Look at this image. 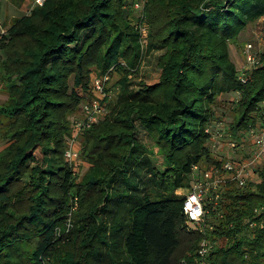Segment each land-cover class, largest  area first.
Here are the masks:
<instances>
[{
    "label": "trees",
    "instance_id": "obj_1",
    "mask_svg": "<svg viewBox=\"0 0 264 264\" xmlns=\"http://www.w3.org/2000/svg\"><path fill=\"white\" fill-rule=\"evenodd\" d=\"M136 1L44 0L0 33L1 264H21L24 245L32 264H264V160L257 179L226 180L216 205L205 202L202 230L186 226L174 193L190 187L193 166L223 161L206 131L220 95L238 93L229 141L264 121V49L244 83L228 50L264 16V0H143L140 17ZM135 23L147 27L144 46ZM115 71L103 117L76 137L90 166L78 180L63 155L68 116L93 96V75ZM142 133L159 149L162 170ZM258 219L262 226L250 228ZM202 240L214 245L201 260Z\"/></svg>",
    "mask_w": 264,
    "mask_h": 264
},
{
    "label": "built area",
    "instance_id": "obj_2",
    "mask_svg": "<svg viewBox=\"0 0 264 264\" xmlns=\"http://www.w3.org/2000/svg\"><path fill=\"white\" fill-rule=\"evenodd\" d=\"M43 1L44 0H33L34 4L37 5H41ZM142 3L143 0H137L132 4V9L136 11L139 17L141 16ZM135 24V27L139 29L141 35V44L144 46L147 42V27L143 23ZM258 53L259 51L254 50L252 42H247L245 44L243 49L245 65L238 69L240 73L237 77L242 83L246 81V75L243 71L259 65ZM108 79V73L100 76H92L90 85L93 96L81 103L79 110L84 113L83 116L71 120V136L67 139L68 144L63 153L65 160L69 163H72L79 155V148L75 144L76 137L91 124L98 122L104 115L105 110L104 105L101 104V100L107 95V93L104 92V82ZM234 95V100L236 101L238 93L235 92ZM261 114H263V112H261ZM218 123L220 122L215 120L206 127V131L210 134V141H214L222 136L221 132L217 130V126H219ZM245 144H249L247 158H243L246 157L245 155L239 156V154H237V152L243 149ZM228 149L231 157H224L225 159L222 161L219 168L215 166H193L191 185L186 189V192L182 194V212L186 217V226L190 229L197 227L199 230H202L205 214L204 204L208 201L216 205L226 180H233L237 186H243L250 178L257 179L254 173V167L264 160V121H259L254 126L250 127L243 134L240 141H230ZM221 173H227L228 176L222 177ZM71 204L69 216L77 206L76 197L72 198ZM254 211L256 215H259L262 212V207L255 208ZM248 225L250 228L255 226L261 227L262 221L260 219L253 220L250 221ZM69 226L70 224L67 223L66 229H68ZM213 245L214 243L202 240L197 249V256L201 258V260L204 259Z\"/></svg>",
    "mask_w": 264,
    "mask_h": 264
},
{
    "label": "rangeland",
    "instance_id": "obj_3",
    "mask_svg": "<svg viewBox=\"0 0 264 264\" xmlns=\"http://www.w3.org/2000/svg\"><path fill=\"white\" fill-rule=\"evenodd\" d=\"M31 6V0H0V33L1 31H4L8 28V26L12 23L14 18L19 17L22 14H27L30 10ZM147 41V38H146ZM247 42H252L254 50L260 51L261 49H264V16L258 18L254 22H251L247 25L245 29L240 31L232 40L228 43V50L231 60L234 62L237 69H240L244 67L245 60H244V54L243 49ZM146 45V44H145ZM154 51L148 50L147 54L144 55L142 65L147 66V71H151L154 65ZM121 76L120 72H112L111 75H109V79L104 82V92L107 93V96H109L111 101L113 100L116 90H117V84L118 80ZM143 76V74H142ZM141 76V77H142ZM137 80H139L137 78ZM6 82L4 80V77L0 75V104H2L5 100L6 96ZM106 90V91H105ZM235 95L234 93H231L230 95L222 94L218 97L217 105L215 106V115L214 119L216 121H219V126H217V130L221 132L222 136L218 139H215L214 141L211 140L209 142V147L212 149V156L215 159H219L218 157H221L220 159L224 160V157L229 158L231 157L228 149L229 144V135L226 133V128L231 120V115L233 114V99ZM103 99V98H102ZM101 104L105 106V103ZM84 113L82 111L78 110L74 113L70 114L68 116L69 122L74 118V115L80 117L83 116ZM71 125V123H70ZM144 128V127H143ZM1 129V127H0ZM1 132V130H0ZM140 140L145 143V146L147 148V152L150 156L151 162L153 166H155L158 170H162L164 168V164L162 163V156L160 155L159 149L152 143V140L150 137L144 136V134L139 135ZM79 140V141H78ZM76 140L75 144L79 148L80 139ZM68 144V142H66ZM6 141L5 139L0 135V150L3 149L5 146ZM240 150V149H239ZM249 150V144L243 146V149L237 152L239 156H246L243 158H247V152ZM233 152V151H230ZM72 168L74 173L77 176V179L79 180L82 177V174L87 171V169L90 167L89 163L82 159L80 155L73 160ZM204 167H210V164L208 163H202ZM186 192V189L184 188H177L175 190V194L178 196H182V194ZM23 250L25 251V255L23 260L21 261V264H32L33 263V257H32V248L28 245L23 246ZM1 264V263H0Z\"/></svg>",
    "mask_w": 264,
    "mask_h": 264
},
{
    "label": "crops",
    "instance_id": "obj_4",
    "mask_svg": "<svg viewBox=\"0 0 264 264\" xmlns=\"http://www.w3.org/2000/svg\"><path fill=\"white\" fill-rule=\"evenodd\" d=\"M2 1V0H1ZM34 6V2H33V0H31V6H30V9L32 8ZM30 11V10H29ZM22 15H24V14H22ZM21 16V15H20ZM225 95H230L231 93H224ZM218 158H221V157H218ZM225 159V158H224ZM221 176L222 177H226V176H228V174L227 173H221Z\"/></svg>",
    "mask_w": 264,
    "mask_h": 264
}]
</instances>
